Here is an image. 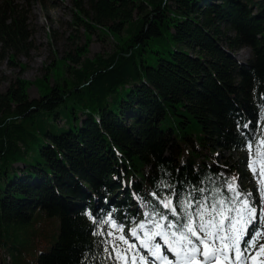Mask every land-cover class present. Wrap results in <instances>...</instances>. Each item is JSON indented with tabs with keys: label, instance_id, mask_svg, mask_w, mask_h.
Masks as SVG:
<instances>
[{
	"label": "trees",
	"instance_id": "trees-1",
	"mask_svg": "<svg viewBox=\"0 0 264 264\" xmlns=\"http://www.w3.org/2000/svg\"><path fill=\"white\" fill-rule=\"evenodd\" d=\"M87 2L74 0L85 42L45 67L42 94L31 98L20 76L0 92L6 264L37 250L30 264H112L108 215L129 229L136 194L153 209L152 190L175 191L179 205L202 184L231 201L214 180L222 170L245 178L244 139L264 136V0ZM10 8L0 4V59L14 64L34 45ZM95 32L116 49L88 57Z\"/></svg>",
	"mask_w": 264,
	"mask_h": 264
},
{
	"label": "snow or ice",
	"instance_id": "snow-or-ice-1",
	"mask_svg": "<svg viewBox=\"0 0 264 264\" xmlns=\"http://www.w3.org/2000/svg\"><path fill=\"white\" fill-rule=\"evenodd\" d=\"M249 167L252 168L251 157ZM253 172L255 173L254 168ZM261 172L264 173V166ZM236 195L240 194L237 192ZM260 196L264 202V190L260 192ZM175 199L173 196L170 199H161L159 203L180 219H172L154 211V220L141 221L139 225L125 229L123 224H119L109 215L108 219L117 230H110L109 234L118 237L107 248L112 264H121V261L123 264H137V258L142 264H225L226 261L231 264L233 255L238 259L243 258L244 249L239 247L240 243L244 242L245 248L253 245L262 230L256 228L253 222L264 219V208L258 211L249 200H245L241 207L237 200L225 202L221 199L219 203L213 200L208 204L207 198L201 197L198 202L195 199H181L177 205ZM226 203L231 207H227ZM193 204L196 206L193 207ZM179 208H183V211H179ZM146 223L149 227L139 233L137 228H143ZM249 225H252V229ZM152 226H155V230ZM124 231H130L133 237L139 236L140 246L134 247L123 234ZM119 241H124L127 247L119 245ZM260 247L264 249V244ZM141 248L146 252L141 251ZM129 252L133 253L130 262Z\"/></svg>",
	"mask_w": 264,
	"mask_h": 264
},
{
	"label": "rangeland",
	"instance_id": "rangeland-1",
	"mask_svg": "<svg viewBox=\"0 0 264 264\" xmlns=\"http://www.w3.org/2000/svg\"><path fill=\"white\" fill-rule=\"evenodd\" d=\"M5 0H0V4ZM11 5L9 11L13 16H19L24 19L28 27L32 32V44L34 47L29 51L28 55L19 53L14 58L15 63H10L8 54L0 59V92H5L9 86L10 81H14L18 76L24 78L27 82V91L31 98L39 97L42 92L37 83V78L42 77L46 73V66L52 62L55 58H64L68 52H75L76 46H81L85 42L84 25L78 21L77 24H73V19L76 13V5L74 0H6ZM85 6L88 7L87 0ZM220 1V0H218ZM9 13V14H10ZM48 16V18H47ZM84 18V17H81ZM9 19V18H8ZM1 45V44H0ZM116 49V42L112 36L99 34L97 32L92 34V41L89 44V49L86 55L93 58L96 54L102 53L108 55ZM240 64H245L251 56V49L244 47L239 49L235 54ZM23 64L24 68L20 66ZM68 64V63H67ZM50 78V83L54 84L56 81ZM246 155V159L243 164L248 168L247 172H251L253 167H249V150L244 149L243 152ZM228 151L225 152L227 156ZM235 158H238V153H233ZM224 177L229 178L227 187L231 185L232 174L229 171L221 172ZM243 185V181H241ZM240 184V183H239ZM259 183L255 180L253 187L255 188L254 201L258 206L264 208V202L261 200L260 192L264 189L259 187ZM232 186V185H231ZM238 195L235 194V198ZM145 207V201L139 203V209ZM138 209V210H139ZM132 242V238H129ZM136 243L140 242V237L135 240ZM46 248V247H43ZM39 249V248H38ZM26 251H30L27 249ZM25 251V253H26ZM253 250L249 249L247 253L251 254ZM256 252V251H255ZM39 254V250L34 255L30 253L27 258L26 264L35 262L36 256ZM256 255V253H255ZM254 261L252 257H249L248 261ZM247 261V262H248ZM7 262L0 258V264H6ZM249 263V262H248ZM256 262L254 261V264ZM245 264V263H244Z\"/></svg>",
	"mask_w": 264,
	"mask_h": 264
}]
</instances>
